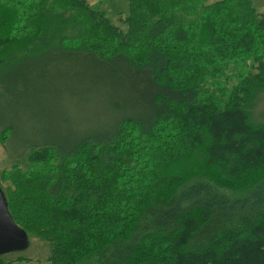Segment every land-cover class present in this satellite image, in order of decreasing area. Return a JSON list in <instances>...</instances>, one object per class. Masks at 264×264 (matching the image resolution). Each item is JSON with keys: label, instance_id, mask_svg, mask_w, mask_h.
<instances>
[{"label": "trees", "instance_id": "16d2710c", "mask_svg": "<svg viewBox=\"0 0 264 264\" xmlns=\"http://www.w3.org/2000/svg\"><path fill=\"white\" fill-rule=\"evenodd\" d=\"M119 21L89 0H0L2 97L72 108L0 172L11 215L49 264H264V9L128 0ZM230 61L249 68L215 93Z\"/></svg>", "mask_w": 264, "mask_h": 264}, {"label": "rangeland", "instance_id": "374dc122", "mask_svg": "<svg viewBox=\"0 0 264 264\" xmlns=\"http://www.w3.org/2000/svg\"><path fill=\"white\" fill-rule=\"evenodd\" d=\"M252 1L258 10L264 9V0ZM89 2L93 7L101 9L111 16L115 23L121 25L123 28L125 27L119 21V16L128 9V0H89ZM249 63L246 62L245 66L238 65L233 61L224 63V69L216 75V78L208 77L211 88H213L212 86H217V84H223L227 88H230L246 72V67L247 69L249 68ZM225 75H227V78ZM213 91L219 94L218 88H213ZM3 94L5 93L1 89L0 123L9 125L11 133L8 135L9 137L6 141L0 139V172L3 169H7L17 160L14 156L22 148L19 146L24 141H33L53 134L56 132L57 126H61L62 128L69 126L67 116L72 112V108L67 101L55 100L53 97L48 96L46 91L27 90L19 94L15 101H8L2 97ZM256 104L258 108L262 109L264 114V92H261L256 100ZM79 117H81L80 114ZM78 123L82 124L81 121H78ZM48 251V241L31 235L26 248L3 252L1 255H4L3 257H12L22 254L30 258L19 260L21 264H35L36 261H40L41 264H49L48 261L44 260Z\"/></svg>", "mask_w": 264, "mask_h": 264}, {"label": "water", "instance_id": "95a60500", "mask_svg": "<svg viewBox=\"0 0 264 264\" xmlns=\"http://www.w3.org/2000/svg\"><path fill=\"white\" fill-rule=\"evenodd\" d=\"M28 244V234L11 215L6 196L0 186V254L11 250L24 249Z\"/></svg>", "mask_w": 264, "mask_h": 264}, {"label": "crops", "instance_id": "0c3cea01", "mask_svg": "<svg viewBox=\"0 0 264 264\" xmlns=\"http://www.w3.org/2000/svg\"><path fill=\"white\" fill-rule=\"evenodd\" d=\"M28 262H29V261H28ZM37 263L41 264L40 261H36L35 264H37ZM9 264H21V263H20V261H15V262H13V263H9ZM24 264H25V263H24Z\"/></svg>", "mask_w": 264, "mask_h": 264}]
</instances>
